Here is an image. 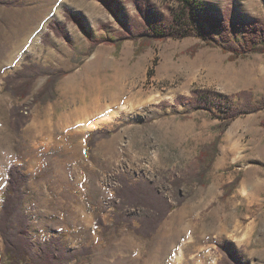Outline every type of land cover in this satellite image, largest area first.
<instances>
[{
	"label": "rangeland",
	"instance_id": "1",
	"mask_svg": "<svg viewBox=\"0 0 264 264\" xmlns=\"http://www.w3.org/2000/svg\"><path fill=\"white\" fill-rule=\"evenodd\" d=\"M152 1L156 14L173 4ZM39 3L0 0L1 28L24 21L29 9L40 10ZM108 3L63 0L56 13L46 15V28L16 64L1 62L0 56V211L9 170L18 166L28 175L21 206L35 250L56 237L69 251L90 250L64 264H218L222 255L216 244L222 241L243 250V264H264V108L223 129L207 112H186L187 103L175 105L176 98L196 88L232 95L238 103L237 94L249 91L253 102H259L264 97V53L232 58L195 37L156 41L143 50L131 40L120 47L101 43L91 51V40H120L118 21L129 23L137 14L130 1ZM226 10L237 22L264 20V0H199L202 20L225 17ZM31 64L68 72L56 84L55 99L34 103L47 76L39 77L25 98L6 87V77ZM161 101L169 105L161 107ZM96 103L99 113L79 118L83 124L68 122L70 110ZM15 106H24L27 118L19 129L13 123ZM41 123V134L33 138ZM97 129L113 132L100 138L94 134ZM218 138L204 183L174 187L171 180L203 165L198 156ZM35 152L47 165L41 171L33 168ZM78 152L85 156L82 163ZM59 159L67 161L69 181L55 173ZM124 179L131 186L151 182L173 203L149 235L134 228L140 225L137 218L146 215L144 208L130 203L118 211ZM42 191L71 201L41 214ZM186 206L187 214L176 216ZM1 245L0 264H5ZM181 249L185 254L178 261Z\"/></svg>",
	"mask_w": 264,
	"mask_h": 264
},
{
	"label": "trees",
	"instance_id": "2",
	"mask_svg": "<svg viewBox=\"0 0 264 264\" xmlns=\"http://www.w3.org/2000/svg\"><path fill=\"white\" fill-rule=\"evenodd\" d=\"M97 1L108 7V0ZM127 1L134 4L137 14L129 23L118 21L120 40H91L88 36L91 40V51L101 43L120 47L124 41L131 40L143 50L156 41L195 37L207 45L221 47L223 51L231 53L232 58L264 53V20L237 22L227 10L225 17L208 16L206 20H202L198 11L199 0H172L173 4L166 5V11L162 14L154 12L152 0ZM67 17L73 19L70 13H67ZM204 22L208 28L202 24ZM50 27L57 35H64L62 29L54 22H51ZM193 51L195 52L196 49ZM67 74V71L44 68L36 64L25 65L14 75L6 77V87L10 88L16 96L25 98L31 94L35 81L41 76H47L43 87L34 97V103H46L56 98V84ZM237 95L242 102L238 103L232 95L219 93L211 88H196L189 96L176 98L175 105L187 103L186 112H207L213 119H219L225 129L238 117L264 108V97L254 103L249 91H242ZM159 105L166 107L169 102L161 101ZM11 111L14 128H21L27 122L24 106H15ZM152 119L149 118L147 122H151ZM112 132L97 129L94 134L104 138L110 136ZM218 140L219 138L198 156V161L203 165L194 167L188 175L176 176L171 180V184L176 188L192 181L203 184L216 156ZM238 180L239 178H236L235 183ZM27 182L28 175L18 166H12L0 211V249L3 242L6 252L5 264H64L78 256L86 255L90 251L88 248L69 251L62 247L59 237L42 244L39 252L35 250L36 244L27 236L29 219L21 206ZM127 183L128 181L124 179L122 188L118 192V196L122 199V202L118 204V211H122L125 204L130 203L144 208L146 215L137 218L139 227L131 226L144 235H149L170 213L173 203L163 197L151 182H141L135 186ZM178 204H181V201ZM118 215L119 213H116V216ZM132 221H130L131 224ZM216 245L222 255L218 264H243L245 256L242 249H237L232 242L222 241Z\"/></svg>",
	"mask_w": 264,
	"mask_h": 264
},
{
	"label": "bare ground",
	"instance_id": "3",
	"mask_svg": "<svg viewBox=\"0 0 264 264\" xmlns=\"http://www.w3.org/2000/svg\"><path fill=\"white\" fill-rule=\"evenodd\" d=\"M62 1L63 0H38V2H40L39 3L40 4V8H39L40 10L39 11H30V9H29L28 16L26 15L27 18L24 21H21L18 23H11L10 22V28L7 30L2 29L0 26V52H1L0 56L2 58L1 62H4V63L8 62V64H12V65L16 64L19 61V59L21 58V56L23 55V53L26 52V50L30 49V46H32L38 40L42 31L46 28V24H47L46 21L44 23V18L46 17V15L56 13V11L58 10V7H59L58 5ZM113 103H115V102H113ZM107 105L108 104L105 103L103 106L108 107ZM100 108H101V106H99L98 103H96L92 106H85L84 108L72 109V110H70V113H69L71 115L68 117V122L70 124H72L73 126H77V123H79V122L81 123V121H82L79 118H86L88 116L90 117L92 115L91 114L92 112L97 114V113H99L98 110ZM71 111H72V113H71ZM106 116H108V114ZM64 117H66V116L64 115ZM43 124L44 123H41L37 127L38 129L36 130V134L33 136V138H36L41 134V128L43 127ZM81 124H83V122ZM76 136H77V134H76ZM82 153L83 152H81V154H80V152L75 153L77 155V157L79 158V160H81L80 163H82V160L85 157L84 154H82ZM40 154L41 153L35 152L34 157L36 158V160H35L36 163H35V166H33L34 169L37 168L39 171L43 170L45 168V166H47L46 162H44L45 160L43 161V159H41V157L39 156ZM38 156L40 157L39 159L37 158ZM58 162H59V164L56 166L57 168L55 170V173H57L58 176L61 177L60 180L69 181L70 180V171H69V167H67V163H66L67 161L65 162V161L60 160ZM76 173H77V171H76ZM76 179H77L76 186H79L81 179L80 178H76ZM40 195H41V199L39 201V208H40L41 214H44V213L50 214L52 211V210L50 211V209L52 207H54L55 209H62L65 206V204H67V203H69V201H71V198H67V199L63 200L61 195H59L58 197H55L53 199L49 195H46L45 192H43V191H42V193L40 192ZM44 195H46V196H44ZM42 196H43V198H42ZM52 204H53V206H52ZM70 204H71V202H70ZM72 205H73V203H72ZM42 207H46L48 209L43 210V209H41ZM188 211H189V206H186L176 216H181V217L185 216ZM190 246L191 245L188 244L186 248L188 249ZM182 254H185L183 252V249H181L177 255L178 261H181V255Z\"/></svg>",
	"mask_w": 264,
	"mask_h": 264
}]
</instances>
